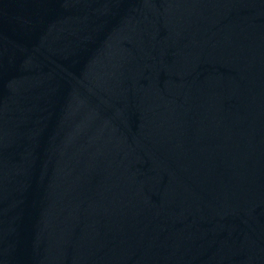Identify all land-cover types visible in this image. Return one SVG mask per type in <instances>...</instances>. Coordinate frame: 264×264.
<instances>
[{
	"label": "water",
	"instance_id": "1",
	"mask_svg": "<svg viewBox=\"0 0 264 264\" xmlns=\"http://www.w3.org/2000/svg\"><path fill=\"white\" fill-rule=\"evenodd\" d=\"M0 264H264V0H0Z\"/></svg>",
	"mask_w": 264,
	"mask_h": 264
}]
</instances>
